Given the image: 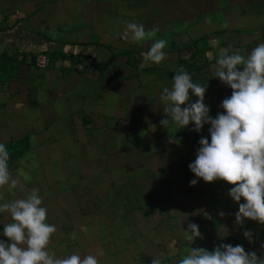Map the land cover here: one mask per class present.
Here are the masks:
<instances>
[{
  "label": "rangeland",
  "instance_id": "rangeland-1",
  "mask_svg": "<svg viewBox=\"0 0 264 264\" xmlns=\"http://www.w3.org/2000/svg\"><path fill=\"white\" fill-rule=\"evenodd\" d=\"M11 1L10 50L82 51L97 69L85 70L55 56L43 62L28 54L0 61L13 95L8 112L0 106V143L27 134L32 142L9 165L17 187L0 188V203L38 189L47 222L57 226L49 249L58 257L75 253L95 255L100 264H152L154 258L178 264L191 246L213 250L217 244L210 240L219 243V234L227 235L231 222L238 225L227 217L234 185L202 178L190 185L197 178L188 165L196 159L200 138L210 140V125L198 133L192 130L194 123L181 129L168 117L166 129L160 124L166 115L160 97L183 67L194 82L208 84L204 102L209 114L223 112L221 102L232 89L214 77L216 61L207 55L211 51L215 56L210 41L244 49V55L264 43V0ZM131 22L160 31L133 42L123 38ZM159 39L167 41L166 58L149 71L140 70L142 54ZM171 136L179 143L170 142ZM158 143L164 152L157 155L154 169L147 161L153 162L154 155L139 156L137 150ZM161 197L167 202L160 203ZM221 211L226 215L221 217ZM9 222L10 214L0 213V240L8 239L3 228ZM192 222L203 237L193 243L184 236ZM251 232V242L242 235L243 247L264 258V234Z\"/></svg>",
  "mask_w": 264,
  "mask_h": 264
},
{
  "label": "clouds",
  "instance_id": "clouds-1",
  "mask_svg": "<svg viewBox=\"0 0 264 264\" xmlns=\"http://www.w3.org/2000/svg\"><path fill=\"white\" fill-rule=\"evenodd\" d=\"M159 31L158 27L146 31L143 24L131 22L123 38L139 43L153 38ZM166 44L163 39L155 40L142 54L138 67L142 70L160 64L166 58L163 51ZM210 44L215 56L211 51L207 55L216 61L214 77L232 89L231 95L221 102L224 111L211 116L210 107L204 102L208 84L194 82L193 75L180 67L171 87L163 88L160 99L165 104L166 115L160 124L167 129L170 117L181 129L194 123L192 130L196 132L209 124L210 140L207 136L200 138L196 159L188 165L197 178L190 185L195 186L200 178L205 182L224 180L234 185L228 194L239 204L235 223L243 225L245 219H251L264 224V43L248 55L243 54L244 49H232L231 45L221 47L217 39ZM193 95L198 98L194 102ZM177 141L170 137V142ZM9 159L6 145L0 143V188L7 185L15 189L17 181L9 171ZM242 198L245 202L240 203ZM5 212L10 214L11 222L4 224L3 235L8 239L0 240V264H100L95 255L73 253L58 257L49 249L57 226L47 222L48 212L42 206L38 189L33 188L25 198L0 203V213ZM219 215L223 217L226 213L221 211ZM243 234L252 241L250 230ZM184 236L192 243L196 237L203 238L194 222L189 223ZM152 264L161 261L154 258ZM178 264H264V258L255 251H246L242 245L222 243L211 251L191 246Z\"/></svg>",
  "mask_w": 264,
  "mask_h": 264
},
{
  "label": "crops",
  "instance_id": "crops-1",
  "mask_svg": "<svg viewBox=\"0 0 264 264\" xmlns=\"http://www.w3.org/2000/svg\"><path fill=\"white\" fill-rule=\"evenodd\" d=\"M8 2H10V0H0V20L1 19L5 20L4 22H2L3 24H0V50L11 49L10 47H8V44L13 41V38H12L13 37L12 30L13 29H10L13 26V23H10V21H13V17H14L13 16V9H12L13 7H12V1H11V3H8ZM31 26H33V25L30 22L29 27H28L29 31H31V28H32ZM2 27H4V28H2ZM40 37H43V35L40 34ZM45 39H47V38H45ZM38 40L40 41V38ZM3 59L4 58L1 57L0 61L3 60ZM0 72L3 73L2 69H0ZM1 73H0V106H5V108H6L5 110L8 112L9 111L8 107H12V105H13V99H12L13 95H12V91H11L12 85L8 81V77L6 75H5L4 79L2 78V76H1L2 74ZM3 74H6V73L4 72ZM8 93H9V95H8ZM6 120L7 119H5V121ZM161 143L165 144V141H162ZM153 146L155 148L151 147V146H150V148H148L149 146H147V145H145V146L141 145V147L139 146L140 148L137 151H139V154H138L139 156H144L145 157L146 154H149V156L154 155V157H153L154 161L153 162H151L150 159L147 160V161H148V163H151V165L154 166V169H155V166L158 165V163H157L158 162L157 155L159 153H161V152H164V148L159 147V143L156 144V145H153ZM150 150H152L153 152L150 151ZM148 151H150V152H148ZM159 201H160V203H163V204L167 202V200L164 197H161ZM227 203H228V201H227ZM229 203L231 205H232V203H235V204L232 207L230 205V212H229L227 217H231V218L236 219L235 213L238 212L237 211L238 208H237V205H236L237 202L230 196L229 197ZM187 204H189V203H187ZM226 204L224 206L225 210H223V211H227ZM235 207H236L237 210H235ZM186 208L189 209L190 207L186 206ZM156 211H157L156 214L158 212L162 213L161 209H160V211L159 210H156ZM164 212L168 213L166 210H164ZM199 214H203V213L198 211V215ZM203 215L205 216V214H203ZM224 223H226V222H223L222 225H224ZM231 223H232V225L228 226L229 227L228 234L224 235L225 233H220V234L218 233L219 234V238H220L221 241L219 243H217V242H214V240L211 239L210 240V244L219 245V244H222V243H227L229 241H232V244L234 246L239 245V244L243 246L242 243H243V240L245 239V238L243 239V237H242V235H244L243 231H246V230L252 231L253 230L254 232L257 231V232H262V234H264V224H261L258 221H253L251 219H245L244 224L241 225V226H239V225H235L234 226L233 222H231ZM208 224L210 225V223H208ZM254 224H257V225L254 226ZM221 228H222V226H221ZM214 235H216V234L214 233ZM217 245H215L214 248ZM262 250L264 251V248ZM259 255H262V253L260 252Z\"/></svg>",
  "mask_w": 264,
  "mask_h": 264
},
{
  "label": "trees",
  "instance_id": "trees-1",
  "mask_svg": "<svg viewBox=\"0 0 264 264\" xmlns=\"http://www.w3.org/2000/svg\"><path fill=\"white\" fill-rule=\"evenodd\" d=\"M62 44H64L62 42ZM66 44V43H65ZM210 44H208L209 46ZM32 55L35 57L39 58V62H43L44 58H51V56H55L58 59H60L61 61H69L71 63V65H81L83 66V68L85 70H93V69H97V66H95L94 61L91 62H87V61H91L90 60V55L80 51V52H66L64 50H48V49H39L37 51H31V50H20V49H15V50H10V49H3L0 50V58H11V59H17L20 56H24V55ZM130 59L131 56L127 58V62L130 63ZM93 64V66H91ZM92 67V68H91ZM109 65L106 66L105 69H108ZM152 67H145L142 70H151ZM32 146V142H31V137L27 134L25 136H23L22 138L18 139V140H13L10 141L9 144H6V147L9 151V155H10V159L8 161V165H11L13 163H15L18 159H20L21 157H23L25 155V153H27Z\"/></svg>",
  "mask_w": 264,
  "mask_h": 264
}]
</instances>
